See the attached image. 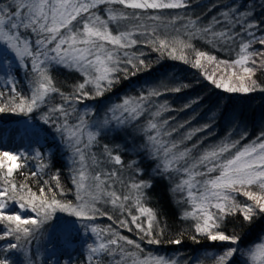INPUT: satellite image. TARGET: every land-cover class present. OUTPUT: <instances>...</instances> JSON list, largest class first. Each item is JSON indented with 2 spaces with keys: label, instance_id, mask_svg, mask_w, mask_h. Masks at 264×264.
I'll return each mask as SVG.
<instances>
[{
  "label": "snow or ice",
  "instance_id": "1",
  "mask_svg": "<svg viewBox=\"0 0 264 264\" xmlns=\"http://www.w3.org/2000/svg\"><path fill=\"white\" fill-rule=\"evenodd\" d=\"M105 4L119 5L130 11L109 8L104 19L93 10ZM189 7V0H0V68L11 69L13 60L22 66H27L26 62L30 61L31 73L28 94L18 91L11 71L7 73L5 82L12 87L7 95L0 91V115L25 116L32 120L35 119L32 114L39 113L42 124L52 127L72 151V183L76 189V201L72 202L57 198L64 195L57 176L52 180L56 181L59 193L48 186V181H44L38 191L26 181L17 183L14 174L25 167L28 157L24 151L0 147V225L3 226L0 241H8L0 245V264H14L12 253L23 257L21 264H37L39 255L30 256L28 246L45 226L53 229L50 241L54 242L45 264H52L51 258L57 251L71 249L79 230L71 219L55 225L53 221L58 212L78 221L107 216L116 225V228H100L80 224V228L95 237L94 242L87 245L89 264H239L237 254L247 257L244 264H264V241L242 251L241 237L229 235L224 230L228 216L240 215L249 223L255 217L264 216V132L248 145L238 148L240 141L234 140L194 156L193 150L198 147L195 142L191 147L182 145L184 141L192 140L195 131L203 129L176 139L179 129L172 127V118L161 119L169 110L168 106L154 104L152 100L162 95L159 89L124 98L108 109L102 121L89 122L86 117L92 113H81L72 103L81 104L84 99H94L110 91L119 82V72L127 78L130 68L138 71L147 67L140 58L143 52L128 51L138 45L151 47L153 51L179 59L193 68L203 69L202 61L213 64L212 73L205 71L203 74L225 92L249 93L260 87L255 76L258 70L264 71V30L259 35L253 31L259 25L250 19L252 13L225 11L222 19L214 18V23L201 26L197 23L199 17L193 19L173 14ZM111 24H116L117 29L123 25V30L114 31ZM194 39H203L214 47L230 48L236 52V58L220 60L196 49L192 43ZM254 44H258L260 50L254 49ZM53 65L83 77L74 93L65 95L55 86L50 74ZM220 66H224L223 73L217 77L216 68ZM233 80L238 83H232ZM89 85L94 91H86ZM168 90L179 92L181 88ZM54 94H59L63 103L48 106ZM43 106H48L47 111H40ZM142 117L146 118L143 125L138 123ZM73 118L74 123L71 122ZM28 120L20 130L0 127V142L5 136L9 140L29 133L38 137L39 132L46 131L44 128L35 131ZM90 123L96 130L86 133L85 142V129ZM113 126H131L145 137L142 148L157 162V175L182 174L173 191L183 193L187 190L185 203L191 210L185 211L183 219L194 222L195 235L191 239L200 243L203 238L210 244L222 245L219 254L206 255L204 260L185 258L182 261L179 257L153 254L117 230L124 228L131 232L134 226L139 240L149 245L162 243L159 238L162 232L156 230L157 213L144 203L145 189L151 187V181L132 182L127 185V193L118 194L110 183L118 177L117 172L91 170L99 161L95 156L88 157L86 150L91 148L101 129ZM179 128H184V124ZM105 155L108 162L123 166L121 156L114 155L107 146ZM36 157L41 158L42 153L37 151ZM45 167L41 163L39 170L43 171ZM136 171L141 172L139 168ZM31 176L37 177L38 173L34 171ZM237 196L245 197L250 203L239 202ZM100 203L110 204L121 214L126 212L130 220L115 219L98 207ZM28 212L34 215H24ZM168 243L180 245L182 241L171 239ZM56 244L60 247L56 248Z\"/></svg>",
  "mask_w": 264,
  "mask_h": 264
},
{
  "label": "trees",
  "instance_id": "2",
  "mask_svg": "<svg viewBox=\"0 0 264 264\" xmlns=\"http://www.w3.org/2000/svg\"><path fill=\"white\" fill-rule=\"evenodd\" d=\"M190 7L187 9H181V16L187 18L199 17L197 23L201 26H207L209 23H214L215 19H222V13L225 11L232 12L238 10L240 13L247 14L252 13L250 19L259 25L258 28L253 29L259 35L264 30V0H189ZM107 6L99 5L95 11L98 14L103 12V8ZM109 6V5H108ZM113 6V5H112ZM117 6L119 9L121 6ZM121 10V9H119ZM125 9H123L124 11ZM185 21H181L183 24ZM220 28V25H216ZM170 31V30H169ZM183 33V28H181ZM174 34V33H173ZM187 39V37H184ZM246 39H250L246 37ZM193 45L198 50H203L216 56L220 60H231L236 58V52L230 48L224 46L214 47L207 43L203 39L192 40ZM254 49L260 50L258 44H254ZM131 51L144 55L140 57L143 59L147 67H141L140 70L131 69L127 78L123 72L117 73L119 82L114 84L110 91H106L102 96L95 97L94 99H84L83 103L76 104L74 106L83 113L89 111L92 114L88 115L86 119L90 122L93 121L99 111L105 114L104 107L108 104L119 103L123 95L127 97H137L139 94L138 87H143L146 83H153V89H159L162 95L160 104H166L168 111L164 114L170 115V118H179L180 121L189 122L191 116L195 115V119L203 122L208 119V116L212 112H216L217 119L216 125L221 124L225 118L231 115L237 122L242 123L241 126L245 131V141H255L261 132H264V71L258 70L255 76L257 87L255 91L249 93L241 92H225L223 88H216L214 84L210 83L203 74L207 71L212 73L213 64L203 62L205 67L203 69L193 68L190 64H186L179 59H171L167 54L161 55L159 52H155L151 47L144 45H138ZM27 66L23 68H14L12 76L16 82L15 86L21 93L28 94L30 92L29 76L30 73V61H27ZM130 67V66H128ZM224 66L216 68L217 77L223 73ZM135 71V75L131 73ZM26 73L28 75H26ZM172 75L173 82L171 83H158V79ZM50 74L53 77L55 86L60 89L65 95L74 93L75 86L82 82L83 77L72 70L53 65L50 69ZM155 82V83H154ZM232 83H238L235 80ZM12 86L2 87L0 91L7 95L8 90ZM180 87L181 91L173 92L168 89ZM149 88V86H148ZM144 89V88H143ZM146 91V89H144ZM86 91H94L92 86L86 87ZM63 100L59 94H54L49 100V105L62 104ZM48 106H43L41 112L47 111ZM35 119L28 120L25 116H15L9 114L0 115V123H24L25 120L34 124L38 130L41 128L46 131L40 132L39 141H37L34 152H26L27 160L24 162L25 167L18 170L14 174V178L17 183L27 182L34 191L44 186V181H48V186L55 192L59 193V189L56 186V181L52 180L53 176H57L60 181V185L64 189V195H58V199L63 201H76V189L72 183L73 165H72V151L68 149L63 141L52 127L45 126L38 119L39 113L32 114ZM261 117L262 119H258ZM202 120V121H201ZM71 122H75L74 118ZM143 125L146 123V118L142 117L138 122ZM91 123L85 129V133L88 131H95L92 128ZM218 136V132L214 135ZM145 141V137L139 133L135 128L131 126L111 127L110 129H101L96 141L92 144L89 150H86L88 157L95 156L99 161L97 166H92V171H115L118 173V177L115 181H110L113 184V188L120 193H127L129 189L127 185L132 182H139L141 180H150L151 187L145 189L147 196L144 199L146 206L151 207L157 213L158 224L157 231L162 232L159 237L162 240L160 245H149L145 241L138 239V233L133 226L132 231L127 229H117L122 235L133 239L137 243H140L144 249L152 252L153 254L168 255L181 258L192 259L194 261L204 260L205 256H211L219 254L222 250L220 244H210L203 238H200V243H196L191 239L192 235H195L192 224V220L183 219L185 211H190L191 207L188 203H185L187 199L184 197V193L174 192L173 188L175 184L182 178L180 173L172 172L169 174H156L157 162L153 160L146 151L142 148ZM85 142L87 137L85 134ZM105 146L110 149L114 155H120L123 161V166L116 165L108 162V157L105 155ZM42 153L41 158L36 157V152ZM43 163L46 167L43 171L39 170V165ZM91 165V159L88 160ZM139 168L141 172H137ZM36 171L37 177H32L31 173ZM20 173H23L21 175ZM217 173H213L216 175ZM171 176L169 179L168 177ZM27 177V180H26ZM106 179V177H105ZM123 181V183L121 182ZM237 200L241 203H250L243 196H237ZM98 207L102 211H106L107 214L112 215L115 219L130 220L127 213L121 214L118 210L113 209L110 204L100 203ZM135 213V209H132ZM71 219L78 228V234L75 235V240L79 239L84 229L80 228V224L95 225L100 228L113 227V221L108 220L107 216H97L93 221H78L74 217H68L64 213H57L53 223L59 225L62 221ZM142 220L145 218H141ZM146 226V225H145ZM3 226L0 225V228ZM224 230L227 234H237L241 237L242 243L240 244L241 250L246 251L249 248L254 247L257 243L264 241V216L255 217L251 223L243 221L242 216H228L224 221ZM53 233V229L45 226V230H42L34 238L33 243L28 246V254L31 256L34 253L39 255L37 264H45L47 256L45 252V246L53 247L54 242L50 241V234ZM171 239H180L182 243L180 245H173L168 243ZM8 241H0V245H4ZM57 246V244L55 245ZM14 264H21L23 257L18 253L16 257L12 258ZM236 259L239 264H244L247 257L237 254ZM64 264H89L88 259L81 253L76 254L68 263Z\"/></svg>",
  "mask_w": 264,
  "mask_h": 264
},
{
  "label": "rangeland",
  "instance_id": "3",
  "mask_svg": "<svg viewBox=\"0 0 264 264\" xmlns=\"http://www.w3.org/2000/svg\"><path fill=\"white\" fill-rule=\"evenodd\" d=\"M113 6L112 5L105 6L103 8V12L101 14H98L97 10L96 11L93 10V11H95L102 18L106 19L107 18V10L109 8H114V9L118 8L117 6H115V7H113ZM119 9H121V7ZM121 10H123V9H121ZM124 11H130V10L125 9ZM181 13L182 12L179 10L178 12L173 13V14L181 16L182 15ZM110 27L114 31L123 30V25L120 26V29H117L116 24H111ZM131 50L132 49L128 50L129 53L133 52ZM23 67L24 66L18 65L17 62H15L13 60L11 63V69H9L8 67L0 68V89H2V87L11 86V85L7 84L5 82V79H4L9 71H11V73H12L14 68H23ZM12 78H13V76H12ZM172 79H173L172 75L168 73L166 76L161 77L157 81L160 84L164 83V82L171 83V82H173V81H171ZM148 86H149V88H148ZM152 86H154V84L151 82V83L144 84L143 87L136 88L139 91L138 96H140L141 94H147L149 91H151ZM143 88L146 89V91ZM124 98H127V96L123 95V97L120 99L119 103H121ZM152 100H153L154 104H157V105L160 104V99L158 97H153ZM116 104H118V103L106 105L104 107L105 114L108 112V109L110 107H112ZM99 112L100 113L98 114V116L93 121H102L105 118V114L102 111H99ZM195 117H197V116H195V115L191 116V119L189 122L186 121L187 119L183 122L180 121L179 120L180 116L178 118L171 119V121H170L172 127L179 129L178 134H176V139H181L184 135H186L189 132H193L196 129H203V131H195V135L193 136L192 140H186V141H184V144L182 145V147H184V146L191 147L192 144L195 142L198 147L193 150L194 156H198L202 152H204L205 150L213 148V147L220 145V144H223L225 142H231L234 140H239L240 143L237 145L238 148L252 143V141L249 142V141L244 140L246 130L243 128V126H241L242 123L237 122L231 115L228 116V119L225 118L223 120V122H221V124H219V125L218 124L216 125V123H215V120L217 119L216 118L217 117L216 112H212L208 116V119L204 120L203 122H200L199 120L195 119ZM163 118H170V115L163 113V116L161 117V119H163ZM258 119H262V118L258 117ZM28 123L33 125V129L35 131H38V128L34 124H32L31 122H28ZM181 124H184V128H179V125H181ZM263 124H264V119L262 120L261 126H263ZM0 127L4 128V129H8V130H11V129L20 130V129H23L25 127V124L24 123H18V124L17 123H9V124L0 123ZM217 132H218V136H214ZM39 135H40V132H39ZM39 138H40V136L36 137V136L32 135L31 133H29L27 135H23V136L16 135L11 140H9L7 136H5V139L2 142H0V147H3V148L8 149V150H13V151H24L25 153L29 152V154H30V152L35 151L34 146H36V143H37V141H39ZM234 151H235V149H233V152ZM180 176L182 177V174H180ZM183 178H186V177H183ZM198 179H202V178L198 177ZM193 191L195 192V189H193ZM183 193H184L183 194L184 197L187 198V190H185V192H183ZM24 215L31 216L34 214L28 212V213H24ZM94 240H95V237L90 232H85V230H83L79 239L75 240V237H74V246L71 249L57 251L56 255L52 256V258H51L52 264H56L57 260H59V264L68 263V261H70L78 253L83 254L87 258L89 255L87 245L90 243H93ZM55 247L59 248L60 246L57 244V246H55ZM52 248L53 247H48L47 251H45L47 258L51 255ZM17 254L18 253H12L10 255L13 258V257H16ZM174 257H177V256L174 255Z\"/></svg>",
  "mask_w": 264,
  "mask_h": 264
}]
</instances>
